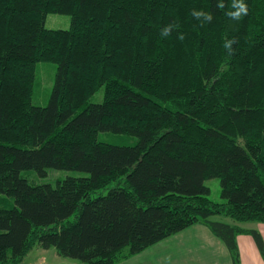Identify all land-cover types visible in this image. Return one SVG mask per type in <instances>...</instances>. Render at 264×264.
I'll return each mask as SVG.
<instances>
[{"label": "trees", "instance_id": "obj_1", "mask_svg": "<svg viewBox=\"0 0 264 264\" xmlns=\"http://www.w3.org/2000/svg\"><path fill=\"white\" fill-rule=\"evenodd\" d=\"M219 2L0 0V264L36 247L114 264L196 222L235 264L243 232L264 260L260 233L240 226L264 222V0H244L240 20L226 15L232 0ZM49 12L70 15L69 27L47 28ZM38 61L56 63L43 106L31 103ZM106 131L136 141L100 140ZM52 168L85 175L21 174ZM213 177L220 200L205 184Z\"/></svg>", "mask_w": 264, "mask_h": 264}, {"label": "crops", "instance_id": "obj_2", "mask_svg": "<svg viewBox=\"0 0 264 264\" xmlns=\"http://www.w3.org/2000/svg\"><path fill=\"white\" fill-rule=\"evenodd\" d=\"M247 224L242 227L255 228L260 233L264 244V222H248ZM235 242L239 264H264L258 246L250 233L236 234ZM21 264L83 263L60 257L54 248L36 247L26 255ZM114 264L235 263L227 245L205 223L196 222Z\"/></svg>", "mask_w": 264, "mask_h": 264}, {"label": "rangeland", "instance_id": "obj_3", "mask_svg": "<svg viewBox=\"0 0 264 264\" xmlns=\"http://www.w3.org/2000/svg\"><path fill=\"white\" fill-rule=\"evenodd\" d=\"M70 24V15L57 13V12H49L46 14L44 25L47 28H68ZM56 70V63L54 61H38L35 64V80L33 86V92L31 95V103L34 105H45L48 101L49 94L53 85L54 75ZM103 90L100 89L95 92L90 98V101L98 102L102 100ZM98 138L100 140H105L110 143L116 144H133L136 141V137L129 134H121L114 132H100L98 134ZM23 176L28 178L31 182L36 183H51L54 184L56 179L64 178L68 175L70 176H79L85 175L84 172L77 170H65V169H49L45 176H39L33 170H24L21 173ZM205 184L210 187L209 196L214 200H220V182L216 177L206 179ZM115 185V183H111L102 190V193H105L110 186ZM10 201L12 200L9 198ZM74 218L71 215L66 221H70ZM215 220H228L223 216H213ZM248 222H241V226H246ZM49 256V255H48ZM50 258V256H49Z\"/></svg>", "mask_w": 264, "mask_h": 264}, {"label": "clouds", "instance_id": "obj_4", "mask_svg": "<svg viewBox=\"0 0 264 264\" xmlns=\"http://www.w3.org/2000/svg\"><path fill=\"white\" fill-rule=\"evenodd\" d=\"M218 8H224L225 5L223 4L222 0L217 4ZM231 11L226 12V15L233 20H240L243 16H246L248 14V6L244 2V0H232L231 3ZM191 15L193 18L201 20V26H203L204 22H211L212 15L211 13H206L203 10H196L193 9L191 12ZM179 25H177L175 22L169 23L168 25L164 26L160 30L161 37H169L172 35V32L177 29ZM184 34L178 33L177 39L178 40H184ZM236 43L235 39L226 40L224 43L225 49L228 51V53L231 55L233 53L232 45Z\"/></svg>", "mask_w": 264, "mask_h": 264}]
</instances>
